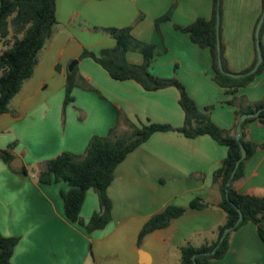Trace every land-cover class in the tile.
Segmentation results:
<instances>
[{"label": "crops", "instance_id": "0c3cea01", "mask_svg": "<svg viewBox=\"0 0 264 264\" xmlns=\"http://www.w3.org/2000/svg\"><path fill=\"white\" fill-rule=\"evenodd\" d=\"M174 2L177 7L171 20L162 22L158 30L156 20ZM212 10L213 0L56 1L58 23L38 55L35 72L12 99L10 111L0 115V149L12 147L29 172H15L0 158V234L20 238L11 264H181L182 246L199 247L217 240L216 231L225 223L226 214L218 207L221 194L213 174L228 148L210 136L187 138L176 131L159 132L130 153L116 168L108 190L112 220L92 233L66 216L62 193L71 189L69 183L43 184L36 177L43 162L63 152L83 156L93 136L107 137L119 111L139 127L184 125L176 87L147 91L134 80L113 79L90 58L77 62L88 85L74 88V101L63 111L72 62L84 49L98 52L115 45L111 35L95 28L132 26L134 38L155 46L150 72L177 78L200 110L213 107L209 111L212 121L233 131L237 107L228 102L262 100L264 72L233 95L215 81L210 50L176 28L198 18L208 20ZM262 11L263 0H224L222 42L233 73H242L255 60L254 34ZM127 57L133 64L143 62L138 52H129ZM118 131L125 134L127 127L121 124ZM246 140L264 144V125L249 123ZM233 188L244 194H264V149L246 162L245 176ZM196 197L212 206L189 209ZM170 205L187 211L139 243L147 221ZM99 210V197L89 189L81 210L83 222L88 224ZM212 264H264V242L256 225L248 223L234 232L227 254Z\"/></svg>", "mask_w": 264, "mask_h": 264}, {"label": "trees", "instance_id": "16d2710c", "mask_svg": "<svg viewBox=\"0 0 264 264\" xmlns=\"http://www.w3.org/2000/svg\"><path fill=\"white\" fill-rule=\"evenodd\" d=\"M56 1L0 0V40L3 43V50L0 53V71L2 72L0 76V115L10 111L9 105L12 99L16 97L24 83L35 72L38 55L48 39L52 37L54 28L58 23ZM218 2L219 0H213L210 19L198 18L186 27L177 25L176 28L188 33L192 41L200 47L210 50L215 81L225 88L228 94L233 95L240 88L250 84L257 75L264 72V61L256 73L247 77L237 79L221 72L218 64L217 44L218 10L220 13L221 58L225 71L233 73L228 67L225 46L222 42L224 0H220V6ZM176 7L177 2H174L170 10L156 20L158 30L162 22L171 20ZM263 12L264 0L262 14ZM132 30V26L95 28L94 31H103L111 35L115 40V45L110 48H102L98 52L84 49L77 62L90 58L104 68L113 79L119 81L134 80L147 91L176 87L180 93L179 104L185 114L184 125L175 128L169 124L150 123L139 127L124 112L119 111L117 124L110 130L107 137L93 136L83 156L63 152L56 158L43 162L37 168L36 177L38 181L43 184H53L60 181L68 182L71 189L66 193H62L66 216L71 221L85 226L87 231L92 233L104 229L112 220L113 202L108 190L115 178L116 168L130 153L148 141L152 135L159 132L176 131L187 138L210 136L216 142L228 148V154L222 165L213 174V181L219 184L221 194L218 207L225 212L226 220L216 231L218 236L216 241L204 243L199 247L192 244L182 246L180 248L181 264H212L213 260L223 258L230 248L232 234L248 223L256 225L258 234L264 242V194L262 196L244 194L233 188L236 181L244 178L246 162L258 150L264 149V144H256L246 140V127L249 123L259 121L264 125V98L255 103H247L245 98L229 101V104L237 107L235 112L236 126L233 131L220 128L211 119L209 111L213 107H209L205 111L200 110L185 86L177 78L158 77L150 72V67L156 55L155 46L134 38ZM263 32L264 23L260 31L261 50L264 57ZM129 52L142 54L143 62L141 64L130 63L127 57ZM257 60L256 49V57L252 66L242 73L251 70L256 65ZM78 84L88 85L87 81L80 76L76 64L67 74L64 112L68 104L74 101L73 90ZM89 88H92V86H89ZM257 112H259V115L256 118H249L243 123L242 138L237 140L236 129L241 116ZM121 124L127 127L125 134L118 133ZM241 146L246 149L247 156L240 162L230 190L227 191L226 184L229 182L237 162L241 159ZM11 148L0 149V158L13 171L28 174L26 167L17 169L11 166L12 161L16 158ZM89 189H93L97 193L100 210L92 215L88 224H85L81 218V210ZM211 206V203L196 197L190 202L189 209L202 210ZM186 211V208L170 205L160 213L152 216L140 232L139 243L149 233L168 227L173 219L181 217ZM240 213L243 215L242 221H239ZM226 230H228V233L219 245L220 239ZM19 242V237H4L0 234V264H11L15 248ZM213 250L215 252L211 254Z\"/></svg>", "mask_w": 264, "mask_h": 264}, {"label": "water", "instance_id": "95a60500", "mask_svg": "<svg viewBox=\"0 0 264 264\" xmlns=\"http://www.w3.org/2000/svg\"><path fill=\"white\" fill-rule=\"evenodd\" d=\"M218 4L220 6V0H219ZM263 23H264V12H263V14H262V16H261V18L259 20V23H258L257 28H256V32H255L256 49H257V54H258V60H257L256 65L251 70H249L248 72H245V73H240V74L228 73L224 69L223 62H222V58H221L220 13H219V10H218V14H217L218 64H219V68H220V70H221L222 73H224V74H226V75H228L230 77H233V78H237L238 79V78H243V77L250 76V75H252V74H254V73H256L258 71L259 67L261 66V64L264 61L263 53H262V50H261V43H260V31H261V28H262ZM76 64H77V61H74L72 63V66H71L70 69H73ZM258 115H259V112L254 113V114H244V115L241 116V118L239 120V123H238V126H237V129H236V138H237V140H241V138H242V125H243V123L247 119H249V118H256ZM241 153H242L241 159L237 162L236 167H235V170L232 173L229 182L226 184V190L227 191L230 190V187H231V184H232V180H233V178L235 176V173H236L237 168L240 165V162L247 156V152H246V149L244 148V146H241ZM11 166L13 168H17V169L22 168V160L20 158H18V157L15 158L12 161ZM242 219H243V215H242V213H240V219H239V221H242ZM227 233H228V230H226L224 232L222 238L220 239L219 245L223 242V240L225 239ZM214 252H215V250H213L211 252V254H214Z\"/></svg>", "mask_w": 264, "mask_h": 264}, {"label": "rangeland", "instance_id": "374dc122", "mask_svg": "<svg viewBox=\"0 0 264 264\" xmlns=\"http://www.w3.org/2000/svg\"><path fill=\"white\" fill-rule=\"evenodd\" d=\"M73 62H74V61H73ZM73 62H72V63H73Z\"/></svg>", "mask_w": 264, "mask_h": 264}]
</instances>
